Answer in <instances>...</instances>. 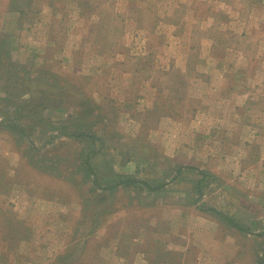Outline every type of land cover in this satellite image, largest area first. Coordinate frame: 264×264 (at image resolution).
<instances>
[{"label":"rangeland","instance_id":"obj_1","mask_svg":"<svg viewBox=\"0 0 264 264\" xmlns=\"http://www.w3.org/2000/svg\"><path fill=\"white\" fill-rule=\"evenodd\" d=\"M4 36L0 264H264V0H0Z\"/></svg>","mask_w":264,"mask_h":264},{"label":"trees","instance_id":"obj_2","mask_svg":"<svg viewBox=\"0 0 264 264\" xmlns=\"http://www.w3.org/2000/svg\"><path fill=\"white\" fill-rule=\"evenodd\" d=\"M7 37H8V36L1 37V38H0V39H1L0 44H2V42L5 43L6 41H8ZM7 43H8V42H7ZM7 51H8V50H7Z\"/></svg>","mask_w":264,"mask_h":264}]
</instances>
